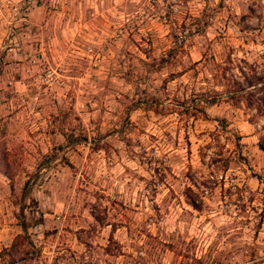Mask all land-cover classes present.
Returning a JSON list of instances; mask_svg holds the SVG:
<instances>
[{
	"label": "rangeland",
	"instance_id": "rangeland-1",
	"mask_svg": "<svg viewBox=\"0 0 264 264\" xmlns=\"http://www.w3.org/2000/svg\"><path fill=\"white\" fill-rule=\"evenodd\" d=\"M262 86L264 0H0V264H264Z\"/></svg>",
	"mask_w": 264,
	"mask_h": 264
},
{
	"label": "trees",
	"instance_id": "trees-1",
	"mask_svg": "<svg viewBox=\"0 0 264 264\" xmlns=\"http://www.w3.org/2000/svg\"><path fill=\"white\" fill-rule=\"evenodd\" d=\"M237 84H239V83H237ZM246 84H248V85H246L243 88H246L247 86H250L251 85V81H246ZM258 89L262 92V95L259 97L260 105L258 107H256V110H257L258 113H260L261 115L264 116V86H262V87H260ZM233 92H235V91H233ZM246 93H247L248 96H252L251 92L247 91ZM232 95H234V94H232ZM233 97H235V96H233ZM247 103L249 105H251V103L248 100H247ZM260 146H261V149L264 150V145L260 144ZM26 185H27V182L25 183V187H26Z\"/></svg>",
	"mask_w": 264,
	"mask_h": 264
}]
</instances>
